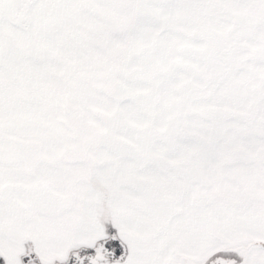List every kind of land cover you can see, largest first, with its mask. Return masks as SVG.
Wrapping results in <instances>:
<instances>
[{
	"label": "snow or ice",
	"instance_id": "6c2138e0",
	"mask_svg": "<svg viewBox=\"0 0 264 264\" xmlns=\"http://www.w3.org/2000/svg\"><path fill=\"white\" fill-rule=\"evenodd\" d=\"M0 264H264V0H0Z\"/></svg>",
	"mask_w": 264,
	"mask_h": 264
}]
</instances>
